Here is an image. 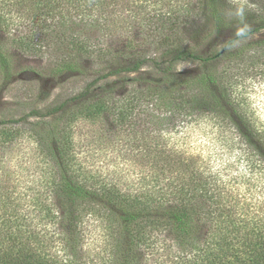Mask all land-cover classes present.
<instances>
[{
	"label": "trees",
	"instance_id": "16d2710c",
	"mask_svg": "<svg viewBox=\"0 0 264 264\" xmlns=\"http://www.w3.org/2000/svg\"><path fill=\"white\" fill-rule=\"evenodd\" d=\"M262 31L264 4L252 0H0L4 81L21 69L84 81L83 92L31 111L46 119L28 129L47 154L44 179L26 204L0 183V264H264V201L229 195L201 150L168 127L203 111L212 144L237 155L226 167L264 170L262 108L241 97L263 75ZM250 42L263 52L237 49ZM21 56L46 64L21 65ZM184 61L200 71H177ZM108 116L135 145L125 159L137 186L78 162L74 125ZM91 226L103 237L95 256Z\"/></svg>",
	"mask_w": 264,
	"mask_h": 264
},
{
	"label": "rangeland",
	"instance_id": "374dc122",
	"mask_svg": "<svg viewBox=\"0 0 264 264\" xmlns=\"http://www.w3.org/2000/svg\"><path fill=\"white\" fill-rule=\"evenodd\" d=\"M252 2L264 4V0H252ZM135 34L138 36L139 33ZM229 37V34L225 33L217 42L218 46H221V43ZM261 38H264V31L255 36V41ZM197 39L201 40V34L197 36ZM249 44L251 42L238 44L237 49H242ZM249 46L251 49L248 55H253L256 50L263 52L262 48L254 43ZM253 50H255L254 53ZM260 52L258 54H262ZM262 63L264 65V61ZM19 64L41 66L46 64V60L21 56ZM176 68L177 71L184 72L185 75L196 74L200 71V64L184 61L178 63ZM145 71V75L154 73V70L149 68H146ZM262 72L261 78H248L247 82L251 88L246 91L242 90L241 97H251L253 101H256L257 105L262 108L260 115L264 117V69ZM25 89L28 93L25 92ZM83 91L82 77L68 79L66 76L53 77L47 73L42 76H34L23 69L14 75L11 82L4 81L0 76V120H5V124L0 125V183L8 186L11 195L14 198L18 197L24 202L23 204H26L25 198L29 194L30 188H34L40 180L44 179V167L47 160V154L42 150L40 143L28 131L31 128V122L46 119L30 115L32 109L44 108L59 97L64 96L65 98ZM202 112L199 111L200 119L190 122L186 126L179 127L182 124L178 123L180 118L175 122L172 120L168 127L171 130L174 128L173 135L176 141L178 143L188 142L192 150H201L203 158L206 159L212 170L219 174L220 180L227 182L225 187L229 190V195L246 197L248 200L254 199L259 203L264 201V170L259 167L248 168L243 162L230 164L226 167L225 161L232 162L236 160L237 155L232 154L233 152L228 149H222V146L213 145L217 138L213 133L207 134L210 132L211 123L204 119ZM26 119L29 121H25ZM51 119L53 117L48 120ZM13 120L19 122L12 123ZM118 130H120L119 127L110 116L98 120L97 123L84 120L75 124L74 140L78 162L90 174L97 173L102 179H123L126 175L131 180L119 181L124 182L125 185L136 184L135 186H137L139 180H133L136 178L135 166L130 165L132 163L125 159L126 150L135 148V145L128 144L122 135H118ZM216 143L220 144V142ZM90 228L88 247L91 249V256H95L93 253L99 252L103 247L102 230L95 226ZM105 264H110V260Z\"/></svg>",
	"mask_w": 264,
	"mask_h": 264
},
{
	"label": "clouds",
	"instance_id": "9594fccd",
	"mask_svg": "<svg viewBox=\"0 0 264 264\" xmlns=\"http://www.w3.org/2000/svg\"><path fill=\"white\" fill-rule=\"evenodd\" d=\"M239 34V33H238Z\"/></svg>",
	"mask_w": 264,
	"mask_h": 264
}]
</instances>
